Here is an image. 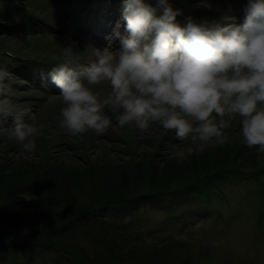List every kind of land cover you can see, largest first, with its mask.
<instances>
[{"label": "clouds", "instance_id": "1", "mask_svg": "<svg viewBox=\"0 0 264 264\" xmlns=\"http://www.w3.org/2000/svg\"><path fill=\"white\" fill-rule=\"evenodd\" d=\"M122 8L125 30L117 25L106 46L79 50L73 41L52 55L60 130L78 138L158 124L203 147L225 144L238 121L245 145L264 154V0H247L242 22L188 16L181 24L170 0H122ZM7 77L0 70V121L12 122L0 130L32 153L45 124L15 108Z\"/></svg>", "mask_w": 264, "mask_h": 264}, {"label": "rangeland", "instance_id": "2", "mask_svg": "<svg viewBox=\"0 0 264 264\" xmlns=\"http://www.w3.org/2000/svg\"><path fill=\"white\" fill-rule=\"evenodd\" d=\"M41 1L42 0H0V70L8 73L6 83L9 85V88L6 94L13 100L17 110L27 109L32 114H35L38 122L45 124L42 134L36 138L37 147L32 153L24 152L22 146L17 141L9 139L5 130H0V173L2 175L7 174L9 177H15L24 172L33 170L39 171V169L46 167L45 171H51V178L53 180H59L58 182L60 184L56 183L55 186L61 187V180L70 181L76 173V171L69 173L67 169L77 168L82 170L88 167V163L85 160L87 156L82 154V150L85 151L86 154L90 153L91 157H88V159L92 161V163H100L105 167H109V164H112V166L122 165L123 160L127 161L129 157L126 155L125 151L127 148H133L134 146L133 152H136L134 156L137 157V160L133 156V162H139L140 164L143 162L146 164V161L155 160L160 170L159 177L165 172L161 169L168 165V163L165 164L167 157L175 156L174 158L178 160L176 159L173 164L176 163L178 165H176V167L169 163L172 167V170H170V168L168 169L169 166L166 169V175L169 176L174 170H177L180 165L179 163H184L190 156L197 155L194 159L196 160L199 154L217 151L215 148L218 145L215 144H207L203 147H199L191 145L188 141H179L176 139L175 133L165 134V130L158 124H152L149 130L143 134L135 130L113 127L103 136H97L93 132H88L82 137L74 138L61 131L59 128V100L53 101L49 96H44V94H39L38 97H36L38 92L35 90L37 88L43 90L42 86H39L40 84L36 85V82H38L37 80L43 78L48 82L45 87L49 91H54V89L58 88L47 80L48 76L46 74H41L38 71H36L37 79H34L21 75L12 68L6 69V67H8L5 59L6 55L2 52L3 49L12 52L15 51L18 55L33 57L40 63H45V59L52 57L53 54L60 55L63 50V45L75 41L78 42V49L82 50L83 46L90 41L89 38L86 40H79L81 36L76 35L73 40L67 42L68 37L65 34L70 28L67 26L68 30L66 33L60 31L66 27L63 25L64 20L62 18L61 20L54 19L57 17V14L61 17V13L54 7L50 8L53 22L55 26L58 27L55 31L45 30L43 26L38 23L36 26H33L32 29L41 30L42 32L33 31L31 29L28 32H19L15 35H12L13 33H7L9 32V26L22 22L21 18L29 14L39 15L38 12L39 9H41L39 3H41ZM62 1L65 3V0H43V3L54 2L57 8L61 10ZM175 1L186 7L183 0H172L173 3ZM185 1L189 3L191 14L197 17L198 20L207 18L210 13H215L220 22H227L225 17L234 15L236 16L235 20H240L239 18H242L240 20V22H242L245 16V5L243 4H232L230 5V10L225 8L227 7L226 3L236 0H223L225 4L220 8H218L220 6L218 4L220 0ZM243 1L247 2V0ZM151 2L153 3V0H151ZM50 8L46 9L47 13ZM33 40L39 41V43H37V41L35 42L39 45V48L36 49L30 46ZM118 42L117 39L114 43ZM49 44L51 45L49 46ZM54 44H57L59 51L51 48ZM95 44L98 47L106 46L104 44L100 45L97 42ZM23 61L27 66H33L29 60ZM53 95H51V97ZM45 97L47 99L46 102H44ZM25 119H27V117H25ZM11 122V117H9L8 120L0 121V129H6ZM232 125L235 129L238 122L237 124L233 122ZM122 130L131 142L123 138L121 133ZM226 134L228 136L226 143H231L233 140L232 135L229 134V132H226ZM236 134L241 135L240 130ZM167 135H169V137H167L166 141L158 144L163 136ZM167 140L170 141V143ZM158 146H161V149H167L166 153L169 156L162 158H157L158 156L154 157L155 151L158 150ZM253 153H255V159L253 158V163L248 167L251 169L258 168L257 164H259L258 166L264 164V154L258 155L255 149ZM128 162H132V160ZM145 168L141 169L138 186H141L145 181L143 172L144 170L146 171ZM225 175L226 172L222 173L219 179H223ZM260 175H262L260 180H251L245 185L242 184L241 189H237L233 186L225 187L235 191L234 199L236 203L241 207H245L247 212L246 214H242L237 221H233L232 224L227 227L222 221H214V218L200 217L201 214H199V212L207 211L208 208L204 207L202 203H199L197 199L192 198H182L178 202H176L177 200L173 201L176 209L172 210L168 208L164 198L153 199L147 196L143 200H140L138 208L134 210H130L131 207L128 205L130 203L125 204L124 207V201H113V205L108 209L109 217L112 219L120 218L119 220L128 223L131 228L135 230L138 229L143 234L144 243H146V245L161 243L160 246H162L164 244H169L172 254L174 256L177 255V261L180 262H182L181 256L185 244L187 243L190 245L189 249L192 252V264H264V236L262 238L261 235L255 237L259 234V231L255 226L254 217L250 216V213H253V208H257L258 202L263 198L262 184L264 185V173ZM107 176V180L103 178L97 180V184L100 188L104 189L107 186L103 194L97 191H92L91 194H89V192L86 191V195L82 197L84 204H89L91 197L94 201H97V199L105 195H108L107 198L117 195V193L113 192L120 188V185L112 181V174ZM130 177L131 174L128 173L126 179ZM95 178H97V176H95ZM63 185L64 183H62V186ZM244 186L249 188L248 196H246L247 189H245ZM81 194L82 192H77V194L75 193V197L80 200L78 195ZM4 199V197H1L0 203H3ZM59 204L61 205L60 199L55 209L47 211L48 213L44 211L43 217L45 218L49 213L53 216H57ZM213 204L217 206L216 202ZM216 209H223L224 212L229 211L228 208L222 205L217 206ZM38 214L39 213H37V215ZM194 221H196V224H194ZM186 223H188V226H185ZM78 226L74 227V232L66 238V242L72 245L80 244L88 253L95 254L100 249V244L98 243L99 232L97 230L88 231L93 228L85 230L83 226L77 229ZM172 240H176V243ZM200 245H204L203 249L205 251L201 249ZM74 247L75 246H73V248ZM208 249L211 250L212 254L206 252ZM27 254L30 256L29 252L24 251L21 253V257L27 260L29 258ZM46 257L51 260L57 258L56 255L45 256L44 253H41L38 263L42 264V262L46 260ZM2 258H5V254L0 253V259Z\"/></svg>", "mask_w": 264, "mask_h": 264}, {"label": "trees", "instance_id": "3", "mask_svg": "<svg viewBox=\"0 0 264 264\" xmlns=\"http://www.w3.org/2000/svg\"><path fill=\"white\" fill-rule=\"evenodd\" d=\"M233 143L239 145L237 140H234ZM215 150L217 151L199 154L196 160L194 159L197 155H194L190 156L184 163L178 162L179 167L169 176L166 175V169L169 166L168 169L172 170L169 163L173 164L176 159L165 162L168 165L161 169L165 172L160 177L157 162L155 160L147 161L146 171H143L145 181L140 188H138L140 178H135L131 174L134 169L130 166L123 167L114 164V166L105 167L99 163H94L93 165L89 164L86 169L82 170L77 168L67 169L69 173L75 171L76 173L70 181L61 180V187L55 186L56 183H59V180H53L50 176L51 171H45L46 168L39 169V171L24 172L15 177L0 173V199L1 197L5 198L3 203H0V251L5 252L9 249L8 252H10L16 249V245H12L11 242L28 238L31 242V245L27 244L28 246L46 248L49 255L58 256V260L54 261V264L69 263L76 257L79 262H75V264H192L190 249L184 250V254L188 255V260L185 259L183 262L177 261V255L172 254L168 245L162 247L154 245L153 248L147 247V249H144L146 244L143 243L134 251L133 249L128 250L129 236L126 234L116 236L113 232L108 231L109 228H114L125 233L126 226L115 225L116 223L98 222L106 232L103 231L98 238L100 249L95 254L85 252L81 245L67 243L66 237H68L72 225L86 218L88 214L96 212L107 203L122 198L131 189H134V192L142 193L152 187L153 192L160 191L168 194H172L173 191L177 192V190L191 192V189L196 186L211 190L213 186H218L215 183L218 179H215L227 170L231 169L241 173L239 178L241 182L247 180L246 175L253 176L251 174L254 173L252 170L254 168L248 167L253 163L255 155H243L242 150L237 151L234 146L228 144H223ZM128 173L131 174V177L126 179ZM109 174L113 175L112 181L120 185V188L113 192L117 195L110 198L105 195L97 201H94L91 197L89 204H84L82 197L86 195V191L89 194L92 191L103 194L107 186L104 189L100 188L97 180L99 178L107 180ZM62 183H64L63 186ZM72 192L76 194L82 192L81 195H78L80 200ZM222 198H225V196ZM59 199L61 205L58 206V215L53 216L49 213L44 218V211L55 209ZM29 213L35 214L34 224H29L26 219V215ZM37 213L39 214L37 215ZM93 217L95 221L98 219L97 215L93 214ZM73 246L75 247L73 248ZM16 259L17 257L14 258V256L9 257L11 264H15ZM3 261L4 259L0 260V262Z\"/></svg>", "mask_w": 264, "mask_h": 264}, {"label": "bare ground", "instance_id": "4", "mask_svg": "<svg viewBox=\"0 0 264 264\" xmlns=\"http://www.w3.org/2000/svg\"><path fill=\"white\" fill-rule=\"evenodd\" d=\"M120 31H123V29H120ZM116 47H115V43H114V49H115Z\"/></svg>", "mask_w": 264, "mask_h": 264}]
</instances>
